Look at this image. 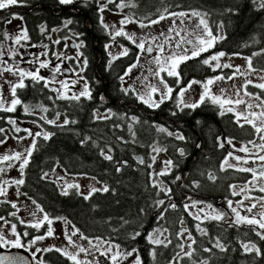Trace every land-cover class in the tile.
Wrapping results in <instances>:
<instances>
[{
	"label": "flooded vegetation",
	"instance_id": "1",
	"mask_svg": "<svg viewBox=\"0 0 264 264\" xmlns=\"http://www.w3.org/2000/svg\"><path fill=\"white\" fill-rule=\"evenodd\" d=\"M120 0H113L111 4L106 3L105 10L118 18V25L110 32L104 23L101 22V13L99 11L101 5H104L102 0H74L72 4L62 5L59 0H19V3L14 6H10L8 9L0 10V72L9 65H17L18 63L22 66L25 64L30 67L31 70L39 68V62L44 61L40 55H44L45 60L49 62V67L40 69V75L51 81L52 68L57 64L60 65L62 71L56 75V80L72 81L77 80L76 85L69 84L72 93H79L85 86L91 90L92 98H82L79 102L56 99V92L51 91V88H56L49 85V88H44L43 83H34L30 79H25L26 87L17 90V97L22 101L21 105L17 106V110L13 113L0 111V128L5 129L4 134H0V138L6 135L8 139H17L22 135H27L23 130L29 128L33 133L36 131H46L51 134L50 139L45 141L43 137H37L36 148L33 151L31 157H29L30 163L24 169L23 176L20 179L26 180L25 174L27 168L32 172L36 168L38 158L42 155H48V147L56 139H60L61 135L69 132L70 123L63 127L57 125H63V121L70 118L71 113L79 114L84 113V108H87L88 114L94 121L105 122L107 127L112 130L110 141L113 143V153L120 156L121 164L115 166L120 168V171L116 170L115 177L138 175L142 178L136 187L144 194L146 204L142 206L139 221L131 220V218L119 216L118 219L114 217H106L103 221H98L97 229L93 231L94 237L91 239H101L108 241L115 245H119L120 249L124 252L131 251L133 248L138 250L141 257V252L147 251L152 252L160 251L164 249L163 246H154L148 243L147 235L154 229H167L163 231L167 233L168 240L174 244L175 251L181 252L177 246L181 243V239L176 236L180 230L187 228L188 232L191 233L196 243L193 245V249L200 247V250L204 251L205 248L215 250L219 249L214 247V244L219 240L224 248L227 246L226 236H235L240 238L239 245L244 243H254L257 248L264 250V240L255 234L254 231L248 225H230L229 219H234L233 216L229 215L224 221H213L203 220L201 223L194 219V209L198 211V207L191 208L193 201H197L204 206L205 209L207 204H212L214 208L221 211L230 212L227 208V200L232 201H246V205L252 202H258L264 193L258 190V187H248V181L252 180V175L249 172H240L236 168H225L224 171L220 170L221 163L225 157L228 156L229 152H232L234 156H241L248 159V164H237V161L228 157L229 163L237 165V167H251L260 170V167L264 162L256 159L259 154H264L260 151L255 153H243L238 151L241 147H255L250 144L249 141H255L256 144L264 143L260 141L259 136L254 132L251 126L244 124L241 120L240 124H244L243 127L236 123V118L233 113L225 112L224 115H220L221 109L218 106L213 105L210 101L200 104L195 109L184 107L180 104L178 107L177 93L181 87H186L192 80L206 81L208 78L215 77L217 75L228 76L233 68L228 69H216L215 75L202 77L197 79V74L201 75L202 72H184V63L180 64L178 71L180 72V83L177 84L176 77H168L166 73H161L169 84L174 89L172 97L166 99L164 103L158 108H150L148 105L142 103L137 99L136 92H142L144 83L136 80L132 83H124L120 80L121 76H124L125 71L130 65L138 63L137 57L139 55H146L147 59L153 55H157L154 50L153 53L148 54L141 52L136 44L145 42L146 46L150 43L154 46L155 44L162 42L164 36H171L172 42L165 44V52L162 55H169L176 51L174 48L170 52L167 51L169 47L176 46L175 40L180 39L176 37L175 32L169 33L166 29H160L157 26H152L153 34L137 35L135 31H128L127 36L135 34V38L129 40L127 36H115L116 31L127 26L121 25L120 21L129 17L135 21V24H140V20L133 18L125 10L126 7H117L121 4ZM126 5V3H124ZM18 18H13V17ZM157 19V18H155ZM71 20L72 23L65 26V22ZM11 21V23H8ZM149 21L143 22L148 24ZM41 26L44 27L45 31L41 32ZM145 28V27H144ZM55 29V31H53ZM21 30H26L29 39L27 41L21 40L19 44L15 43L14 38L21 34ZM179 30V29H177ZM125 32V31H124ZM7 33V38L5 37ZM182 33V32H181ZM182 36V34H181ZM156 37V40L152 38ZM59 41V43H56ZM134 41V42H133ZM47 47H44V46ZM79 45V47H77ZM187 47V45H185ZM177 47V46H176ZM128 49V55L124 56L121 53L124 49ZM12 51H9V50ZM180 48H177V50ZM78 53L81 55L78 56ZM234 54V53H233ZM230 54V55H233ZM32 55H39L32 56ZM60 57L59 59L57 57ZM244 57H250L253 60L252 55H240ZM70 57L71 59H67ZM38 58V59H37ZM87 60V64L83 65V71H81L82 61ZM190 60V59H189ZM28 61H32L29 63ZM111 61V63H109ZM142 67V64H139ZM184 65V66H182ZM253 65V64H252ZM214 66V65H213ZM208 69L213 71L212 67L207 66ZM253 68L261 70L260 68ZM15 70L14 72H16ZM229 71V72H227ZM263 72L264 71H259ZM4 73V72H3ZM12 76L11 73H9ZM18 75V72H17ZM83 79H80V77ZM158 82V83H157ZM57 83V82H53ZM157 86L159 81H155ZM254 84L247 86V91L258 94L264 97V92L260 89L255 88ZM162 87V86H161ZM129 88L128 94H125L121 89ZM145 88V87H144ZM10 91V86H9ZM196 87L193 85L184 95L187 96L186 103L191 102L195 98ZM233 96H236L235 94ZM52 97L53 99H49ZM227 98L226 96H221ZM154 99H159L157 94L153 95ZM245 101H248L242 95ZM199 100V98H198ZM196 100V101H198ZM194 101V102H196ZM250 102V101H249ZM24 105H30L35 108L37 105H42L48 109L47 112H42L38 108L35 109L31 114L25 113L23 108ZM240 105L239 107H241ZM245 107V105H243ZM261 109H251V111L259 112ZM57 113H59V119H57ZM94 113H97L100 117H108L107 119H96ZM212 114L214 119L220 124L212 129L210 120L201 114ZM246 114V113H245ZM41 116L47 117V119L56 120V125H49L41 119ZM136 117L137 121L133 122L131 117ZM9 119L16 120L21 126V131L16 132L15 126L8 123ZM79 119V116H78ZM129 124H132V131H129ZM163 127L166 129L165 132H159L157 127ZM209 128L211 130H209ZM152 129V131H151ZM206 130L208 132H206ZM211 131V132H209ZM79 132V125L77 123L76 133ZM168 132L173 133L172 136L168 135ZM135 133V135H133ZM204 133L208 134L207 136ZM180 134L185 137L184 140H179L176 135ZM123 138L122 140L119 138ZM206 140L204 141V139ZM149 139L152 142L149 143ZM231 139L232 143L229 144L227 141ZM32 142V141H31ZM223 143L224 147L221 148L219 145ZM209 145V148H206ZM153 146L159 147L164 150L168 156L167 160L173 161V166L169 169L168 174L160 176L163 185L171 189L168 195L159 191V188L153 187L152 179L150 178V172L148 164L145 162L150 156V152ZM0 149V155H3ZM180 150H183L184 155H181ZM43 159L45 167L48 166L47 159ZM143 160L144 163H140ZM126 162V163H125ZM3 164H0L2 168ZM43 174L47 173L46 178L43 174L40 175V181L48 184L55 193L60 196L59 202L62 206V189H66L65 185H61L58 179L54 176L55 172H58L65 178L69 175L64 171V168L57 162L51 166ZM212 174L216 179L210 180L209 174ZM181 177L177 180L176 177ZM76 177V176H71ZM84 178H91L98 183L97 189H102L107 186L108 192L97 191L93 193L89 199L94 196L96 206L93 209L99 210L98 205L99 198L104 197L107 194L110 195H121L123 188H127L124 183H111V180H101L97 177L81 176ZM150 178V179H149ZM4 181L0 180V186L8 188V184H4ZM194 182L198 183L199 186H194ZM258 183H264L259 181ZM95 184V182H94ZM17 191L20 193L22 201L15 200L12 197L5 195L0 197V216L5 217L10 223L4 224L0 221V231L6 235L8 239H14L11 235V224L17 225V232L21 235V242L24 245L23 248H19L28 254L32 260V264H73L72 261L62 256L55 250L50 252H35L36 248H67L69 249V243L66 239L68 236L69 224L77 230L78 234L85 233L82 231L80 225L84 228L85 225L76 223L75 226L69 219L68 214L61 208L55 205L51 198L36 195V192L30 185L24 183L23 185H15ZM230 185H236L237 187H243L247 185L244 192L237 191L239 194L233 196L232 188ZM96 188V184H95ZM68 191V189H67ZM81 193V192H79ZM83 194V193H82ZM81 195V194H80ZM86 195V194H83ZM82 195V197H83ZM249 197L250 199H245ZM54 198V200L58 199ZM81 198V197H80ZM164 200L165 205L156 206V201ZM35 200L43 209L44 212H36L33 216L32 213L36 211V206L32 203ZM17 204V209L11 207V203ZM175 203L177 207L172 209L167 207L168 205ZM189 204V211L193 215H189V212L184 210V205ZM235 204V203H234ZM34 207V211L28 209L29 206ZM167 207V211L164 209ZM92 209V210H93ZM260 209H254V212H259ZM12 212L16 213V216L11 215ZM161 212H164V218L158 219ZM47 213L50 218L63 217V220L53 219V236L46 237L43 241L37 242L35 245L29 246V242L34 236L43 235L47 230V224H45L40 230L28 227V224L35 223L38 219H41ZM203 216L206 214L202 212ZM251 215V214H242ZM23 220L25 223L21 224ZM183 220V224L181 223ZM67 221V222H65ZM112 223V224H111ZM200 223V227L205 229L207 235L202 234L197 230L196 224ZM111 224V226H110ZM119 230L123 238L119 234ZM259 230V229H257ZM28 232V236H24L23 233ZM139 232L140 236L132 239V234ZM113 238H112V236ZM248 237H253L256 242L247 240ZM262 242L263 245L259 244ZM170 243V244H171ZM188 243V241H187ZM168 244V245H170ZM16 248H4L3 250H13ZM35 252L33 257L32 253ZM176 253V254H177ZM176 257V255L174 256ZM173 257V258H174ZM182 259L184 258L181 252ZM142 259V257H141ZM182 259H180V264Z\"/></svg>",
	"mask_w": 264,
	"mask_h": 264
},
{
	"label": "snow or ice",
	"instance_id": "2",
	"mask_svg": "<svg viewBox=\"0 0 264 264\" xmlns=\"http://www.w3.org/2000/svg\"><path fill=\"white\" fill-rule=\"evenodd\" d=\"M74 0H59V3L62 5H69L72 4ZM113 0H107V3L111 4ZM19 3V0H0V10L8 9L10 6L17 5ZM254 4L258 5L259 9H264V0H253ZM126 6H132L135 7V5H125L124 3L118 4L117 7H126ZM106 5H101L99 11L103 12L105 10ZM159 15L157 19H148V24H144L143 22H140V27H148L151 25L159 24L161 21L168 19V18H174L172 26L169 28V33L175 32L176 37H180V39L175 40V44L177 48H182L183 53L180 52H172L171 54L167 56H162V54L165 52V44H169L172 42V37L171 36H165L164 33H161V36H164V40L162 42L156 43L155 48L152 44H148L146 46L145 42H140L136 44V47L141 51V52H146L148 54L153 53L155 50L157 52V55L154 57L152 63H155L157 65L156 70L153 72V70L150 68L149 73L150 75L158 78L159 85L157 86L156 84L152 83H147L144 85V87L147 89L145 92H136L137 99L141 101L142 103L148 105L150 108H158L166 99H169L172 97L174 89L169 86V84L166 82L165 78L161 76V73H166L168 77H176V82L177 84L180 83V72L178 71L180 64L183 62L201 56L203 53L209 52L211 49L215 47V44L218 42V40L223 39V37L214 35L212 30L209 28V25L207 21L204 19L203 15L196 10H192L191 12H169L167 8H165L163 11H159ZM18 18V17H13ZM193 18H199L198 23L195 24V29L193 32H189L186 28L177 30L179 28V25L176 24V20H179L180 25H183L185 21H191ZM101 22L103 23V18L101 17ZM135 21L131 20L129 17H125L120 21L121 25H126L128 23H134ZM8 23H11V21H8ZM71 20H67L65 22V26L68 24H71ZM104 27H108V25H104ZM41 32H44L45 29L43 26H41L40 29ZM55 31V29H53ZM181 31L184 32V36H181ZM115 36H127V34L124 32L123 28L120 30L116 31ZM5 37L7 38V33H5ZM189 37H194V38H189ZM129 40L132 39L131 36H127ZM29 39L27 31L26 30H21V34L17 35L14 40L16 44H19L21 40L27 41ZM153 40H156V37L152 38ZM134 42V41H133ZM56 43H59V41H56ZM185 45H191V49L185 47ZM44 47H47L46 45ZM79 47V45H77ZM9 51H12L11 49ZM190 51V55H188ZM261 53H253V56L260 55ZM44 55H47V53H44ZM81 55L78 53V56ZM121 55H128V49L125 48L124 51L121 53ZM227 54L223 51L220 52H213L211 55H209L207 58L202 60V63L206 66L212 67L213 71L216 69H228L232 68L233 65L229 63H220L221 59L225 57ZM233 55H238V53H234ZM58 59L60 58L59 56L57 57ZM67 59H71L70 57H66ZM38 59V58H37ZM247 65H248V72L246 73L247 75H251L252 73H255L257 71H264V69L257 70L253 68L252 65V59L250 57L245 58ZM137 60H139V57H137ZM29 63H32V61H28ZM215 62L214 66L213 63ZM111 63V61L109 62ZM87 64V60L82 61L81 64V71H83V65ZM49 67V62L44 60L39 62V68L35 69V71H25L24 69H17L16 72L13 71V67H6L3 69V72H8L11 73L12 75H19V81L17 83H11L9 82L10 86V94H11V101L10 103H6L3 100H0V111L3 112H8V113H13L17 110V106L21 105L22 101L17 97V90L18 89H23L26 87L25 84V79H30L34 83H43L44 88H49L50 83L52 82H57L60 85V88H51L50 90L53 92H56V99H65V100H71V101H77L79 102L82 98L86 99H91L92 94L91 90L85 86L79 93H72L69 95L68 93L71 92V88L69 84L71 85H76L78 83L77 80H72V81H65V80H56V75L62 71L61 67L59 64H57L54 68H52V78L51 81H49L47 78L44 76L40 75V69H45ZM137 64L134 63L129 66V68L125 71L124 75L127 76L129 73H131L132 69L136 68ZM3 72H0V77L3 76ZM244 74L241 73V70L239 66H236L235 72L232 75L225 76V75H217L212 78H208L206 81H196L192 80L188 83L186 87H181L179 92L177 93V100H178V107L180 104H183L184 107L195 109L200 106V104H203L205 102L210 101L213 105L218 106L221 111L220 115H224L225 112L228 113H233L235 118H236V123L240 124V121L243 120L244 124H247L251 126V128L254 130V132L259 136L260 141L264 142V110H261L259 112L256 111H251L254 107H259L264 109V97L251 93L247 91V86L250 84H253V81L251 79H248L245 81V83L241 86V88L244 90L243 91V96L246 97H254L256 100L259 101V104L253 105L251 103H246V101L241 97L240 95V90L238 89L235 93L236 99L233 100L231 98H222L220 95H216L212 92L211 86L214 85L217 81H225V80H233L236 76V74ZM80 79H83L81 76ZM261 81H264V76L260 77ZM120 80H124V76L120 77ZM144 80H148V77H144ZM194 84H200L203 91L200 94L199 100L193 103H186L183 99L184 94L192 88ZM162 86V87H161ZM255 88L260 89L262 92H264V82L261 83H256L253 85ZM125 94H128L129 91H132V89L129 88H122L121 89ZM224 89H221V92H224ZM157 94L159 96V99H154L153 95ZM49 99H53L52 97H49ZM226 105H229L228 107H225ZM240 105H245V108L243 110H239L238 106ZM38 108L42 112H47L48 109L46 107H43L42 105H37L35 108L30 105H24V112L31 114L35 109ZM246 113V114H245ZM59 113H57V119H59ZM96 119H107L108 117H100L97 113L93 114ZM41 119L44 120L45 123L49 125H56V120L53 119H47V117L41 116ZM131 120L133 122H136L137 118L136 117H131ZM8 123L11 125L16 124V120L14 119H9ZM69 123H76V121H69L67 118L64 119L63 125H57L58 127H63L64 125H67ZM244 124H240L241 127L244 126ZM129 131H132V124H129ZM157 130L159 132H165L166 129L163 127L157 126ZM15 131L18 133L21 131L19 127L15 128ZM24 132L27 133L28 137L32 138L31 145L25 149V153H21L19 151L14 152L13 154H4L0 155V164H3L5 162H8V167H12V161H21L19 164V171L21 176L24 174V169L29 165L30 160L29 157L32 156L33 151L36 148L37 144V137H43L45 141L50 139L51 134L46 132V131H36L33 133L31 130L25 128L23 130ZM5 129L0 128V134H4ZM135 135V133H133ZM169 136H172L173 133L168 132ZM7 136L4 135L3 138H0V145H3L6 143ZM26 137H18L17 139L23 140ZM176 138L179 140H184L185 137L183 135L177 134ZM90 139V138H87ZM119 139H123L122 137ZM86 141H82L84 143ZM229 144L232 143V140L229 139L227 141ZM250 144H253L255 147L259 149L260 152L264 153V143L256 144L255 141H249ZM221 148L224 147V144L221 143L219 145ZM112 151L111 148H108L107 152H105L103 149L100 152V155L103 156L105 160L111 161L113 159L112 155L108 154ZM153 152L159 153L162 151L161 148L153 146L152 148ZM238 151L243 152V153H249V149L247 147H241L238 149ZM181 155H184L183 150H180ZM228 157H231L232 159L237 161V164H248L249 161L248 159L241 157V156H234L232 152L228 153V156L225 157L224 161L221 163L220 170L224 171L225 168H236L237 171L240 172H249L252 175V180L248 182L249 185H252V187L256 188L258 187V190L261 193H264V183H257L259 181H264V164L261 165L260 170L257 172L256 169L251 168V167H237V165L229 163ZM256 159H258L261 162H264V154H259L256 156ZM156 157L152 156V161L155 162ZM126 163V162H125ZM140 163H144L143 160H140ZM173 166V161L168 160L165 161V168L161 170L159 173H155L154 175L156 176H165L168 174L169 169ZM149 168L152 167L151 164L148 165ZM117 171H120V168L116 169ZM4 168H0V172H4ZM47 173L44 174V177H47ZM177 180L181 179V177H176ZM209 179L210 180H215L216 177L212 175L211 173L209 174ZM4 184H8L9 181H4ZM12 184H15L17 186L23 185L25 181L23 179H15L11 181ZM194 186L198 187L199 184L194 182ZM153 187L159 188L160 192H163L165 195H168L171 191V189L165 187L163 185V182H157L153 181ZM236 185H230V188H232V195L236 196L239 193L236 191ZM247 185L245 186V188ZM77 189V191L80 188V185L78 184H68L66 186V189H62L61 194L62 195H68L67 189ZM245 188H241L240 191L243 192L245 191ZM97 191H103V192H108L109 188L107 186L103 187L102 189H97L95 187L91 188L89 193L87 195H83V199L88 200L89 197L97 192ZM7 194V189L3 186H0V197L5 196ZM245 199H250L249 197H245ZM11 207L13 209H17V204L14 202H10ZM32 203L36 206V211L32 213L33 216L36 215V212H44V209L35 201L33 200ZM199 203L197 201H193L191 204V207H195L196 204ZM227 208L230 210V212L227 211H221L217 210L216 208L213 207L212 204H207L206 207L210 209V212L206 213L203 217H201L199 214L194 215V219L197 221H200L201 223L203 220H213V221H224L226 217L229 215L233 216L234 219H229L228 223L230 225H248L252 231L255 232V234L260 238V240H264V196H261L258 200V202H252L250 204H245L244 200L240 201H232V200H227ZM234 203L236 206H234ZM165 205L164 200H158L156 201V206H162ZM167 207H170L172 209H175L177 205L175 203H172L168 205ZM167 207H165L164 211H167ZM259 208V212H254V209ZM190 206L189 204L184 205V210L189 212V215H193L190 211ZM239 209H243L247 213L251 215H242L241 211ZM204 212V208L198 209V213ZM11 215L13 217L16 216L15 212H12ZM164 218V212H161L158 216V219H163ZM53 219L56 220H63V217H56V218H50L47 213H44L43 217L41 219H38L35 223H30L28 224V227H31L36 230H40L45 224H47V230L43 235H37L34 236L31 241L29 242V246L35 245L39 241H43L46 237H52L53 236ZM0 221H2L4 224L10 223L5 217L0 216ZM67 222V221H65ZM21 224L25 223L23 220L20 221ZM181 223L183 224V220H181ZM196 228L198 231H200L202 234L207 235V232L205 229L200 227V223L196 224ZM259 229V230H257ZM163 231H167V229H164ZM163 231L159 228L154 229L153 232L148 233L147 235V241L149 244L154 245V246H163L167 247L168 244L171 243V240H168L167 237L164 239H161V236L163 235ZM78 232L77 230L73 231V235ZM187 233V235H185ZM11 235L15 237L14 239H8L6 238V235L3 234L2 231H0V249L4 248H23L24 245L21 242V235L17 232V225L15 223L11 224ZM24 236H28V232L23 233ZM141 233L136 232L132 234L131 238L135 239L136 237L140 236ZM178 238L181 239V243L178 244L177 246L180 248L181 252L183 253V256L191 258L194 253L193 245L196 243L195 239L192 238L191 233L188 232L187 228H183L179 233H177ZM81 239H87L86 237L81 234L80 236ZM66 239L68 240L69 245L73 244V241L71 237L66 235ZM98 243L93 245L92 240H88L89 245H92L96 251L101 250V245L107 244V247L104 248L103 251H100V254L106 255L108 253H111L109 259L111 260L112 264H120V261L122 259H126L127 257H132L135 254V259L133 260V264H143L142 259L138 253V250L133 248L131 251L127 252H121L118 249L120 248L119 245H112L108 241H103L99 240L97 238ZM167 241V242H166ZM184 241H188L186 244V247L188 251H184L185 248V243ZM117 249V251H113V248ZM214 247L219 248L221 251H224V245L217 240L216 243L214 244ZM245 253H250V252H255L257 256H260L261 250L257 248L256 244L251 243H244L241 245ZM78 249L77 251L70 252L67 250V248L61 249V248H55L53 249L52 247L48 248H36L35 252H50L55 250L56 252L60 253L62 256L66 257L68 260L72 261L73 264H86L84 260L79 259V254L80 253H88V249L85 247L81 246H76ZM205 252H210L211 249L205 248ZM35 252L32 253L33 257L35 256ZM181 252H178L176 254V257L174 259L176 260V264H180V259L181 257ZM150 255L155 258V251L153 250L150 252ZM0 264H28L27 260L24 257L21 256H12V255H0ZM40 264H43V261L40 262ZM200 264H207V261H201Z\"/></svg>",
	"mask_w": 264,
	"mask_h": 264
},
{
	"label": "trees",
	"instance_id": "3",
	"mask_svg": "<svg viewBox=\"0 0 264 264\" xmlns=\"http://www.w3.org/2000/svg\"><path fill=\"white\" fill-rule=\"evenodd\" d=\"M120 1L126 5L134 4L135 7L126 6L125 10L133 18L143 22L148 21L146 17L158 18V10L163 11L165 8L169 12L196 10L203 15L214 34L222 31L223 39L218 40L213 49L199 57L187 60L184 63L185 66L182 65L186 73L201 71L202 74H197V79L216 74L215 71H211L202 63V60L213 52L223 51L228 54L252 55L253 66L264 69V9H259L253 0ZM253 53L261 54L253 56ZM200 116H205L211 121L212 129L220 124L212 114L204 115L202 113ZM70 118L72 121H76V123H70V127L73 126V129L70 128L69 132L52 142L47 149L48 155L38 158L32 174L29 168L26 169L25 174L28 173V175L25 177V183L34 189L36 195L51 198L58 208L67 212L70 221L75 226H77L76 223L85 225L83 228L79 224L87 237H94L93 231L97 229L98 221H103L108 216L114 217V219H118L119 216H128L131 220L138 222L142 206L146 204L144 194L136 187L142 178L137 174L115 177V166L121 164L122 161L120 156L115 155L113 150L108 153L113 157L111 161L105 160L100 155L102 149L105 152L108 148L112 149L113 143L110 141V137L113 131L107 127L105 122L94 121L91 114H88L87 108H84L82 114L71 113ZM77 123L79 125L78 133H76ZM209 130L211 129L209 128ZM206 132L208 131L206 130ZM204 135L208 134L204 133ZM82 141L86 142L82 143ZM151 142L152 139H149V143ZM206 148H209V145ZM42 158L47 159V167H45ZM56 162L64 168L69 176L97 177L101 180H111V183H124L127 188H123L120 196L107 194L99 198L100 209L97 211L93 209L96 206L94 196L85 200L76 189H68L69 194L62 195L61 206L60 198H58L60 196L48 184L40 181V175L51 169V166ZM54 198L58 199L54 200ZM119 234L123 238L120 230ZM227 238V246L224 251L215 249L205 252L200 250V247H196L193 256L191 258L184 256L181 264H200L201 261H207V264H264V250H261L260 256H257L255 252L245 253L239 245L240 238L228 237V234ZM247 240L256 242L253 237H248ZM259 244L263 245L262 242ZM148 251L141 252L143 264H167L177 253L173 243L160 251H155V258Z\"/></svg>",
	"mask_w": 264,
	"mask_h": 264
},
{
	"label": "rangeland",
	"instance_id": "4",
	"mask_svg": "<svg viewBox=\"0 0 264 264\" xmlns=\"http://www.w3.org/2000/svg\"><path fill=\"white\" fill-rule=\"evenodd\" d=\"M102 2L105 5L107 3V0H102ZM186 12H191V11H186ZM101 17L103 18L104 25H108L107 29L110 32H112L116 28V26L118 25V18H116V16L108 13L106 10H104L101 13ZM173 19L174 18L170 17L168 19L161 21L159 24L151 25V26H148L145 28L144 27L141 28L140 24L128 23V25L124 27V31L127 34H128V31L130 30V31H135L137 33V35H145V34H151L152 35L153 34L152 26H157L160 29L168 30V28L172 26ZM198 19L199 18H193L191 21H185V23L183 25H180L179 20H176V24L179 25V28H178L179 30L186 28L189 32H193L195 29V24L198 23ZM181 32H182L181 33L182 36H184V32L183 31H181ZM214 35H218L221 37L223 36L221 30L218 32V34H214ZM131 36L133 38H135V34H131ZM189 38H194V37H189ZM172 40H173V38H172ZM172 48H174L176 50L175 52L183 53V49L180 48L177 50V47L175 45L172 47H169L167 49V51L170 52ZM187 48L191 49V45H187ZM190 54L191 53L189 51L188 55H190ZM226 54L227 55L221 59L220 63H229V64L233 65V67H232L233 70H229L232 72L228 73V76L232 75L235 72L236 66H239L241 73H244V74H239V73L236 74V76L233 80L217 81L214 85L211 86V90L214 94L220 95V96L223 95V96H226L227 98H231V99L235 100L237 97L233 96V95L236 93V91L238 89L240 90V95L242 97L244 90L241 88V86L245 83L246 80L251 79L253 81V84L264 82V81H261V79H260L261 76H264L262 74L263 72L261 73V72L257 71L255 73H252L251 75L246 74L248 72V65H247L245 58H247V57L238 56V55H230L228 53H226ZM240 55H242V54H240ZM32 56H38L39 57V55H32ZM155 56L156 55H153L147 59L146 55H139V62L138 63L136 62L137 67L132 69L131 73H129L127 76L124 75L123 82L126 84L127 83L130 84L135 80L138 82L139 78L141 77V81L144 84H147L150 82L152 84L157 85L158 82L155 83V81H157L158 78L150 75V73H149L150 68L153 70V72L157 68V65L155 63H152ZM162 56H167V55H162ZM40 57L42 58V60H45L44 55H40ZM142 63H143L144 67L139 65ZM212 63H213V65L215 64V62H212ZM9 66L13 67V71H15L17 69H24L25 71H33L26 64L24 66H22L18 63L17 65H9ZM229 71H227V72H229ZM144 77H148V80L147 81L144 80ZM18 81H19V75L10 76V74L8 72H4L3 76L0 77V100H3L6 103V105H7V103H10V101L12 99L10 91H9V82L17 83ZM50 84L56 88H60L59 83H53L52 82ZM194 86L196 87V93H195V98L191 102L198 100L201 92L203 91L200 84H194ZM221 89H224L225 91L221 92ZM145 91H147V89L143 87L142 92H145ZM244 98L246 100H248V101H246V103H251L253 105L259 104V101L256 100L254 97L244 96ZM183 99L187 100V96L184 95ZM228 106L229 105H226L225 107H228ZM244 108L245 107L243 105L241 107L238 106L239 110H243ZM253 109H256V107H254ZM14 126H15V128L16 127L21 128L20 124L17 122ZM27 129H29V128H27ZM21 137H26V138L23 140L8 139V140H6L5 144L0 145V149H2L1 152L3 153V155L4 154H13L16 151H19L21 153H25V149L31 145L32 138L28 137L27 135H22ZM258 151H259V149L257 147H250V149H249V152H251V153H255ZM25 155H26V153H25ZM152 156L156 157L155 162L152 161ZM167 157L168 156L165 154L163 149L159 153L153 152L151 149L150 156L145 163L148 165L149 164L152 165V167L149 168V172H150V176H151L150 178L152 179V182L154 180L157 182L161 181L160 176H156L154 174L159 173L161 170H163L165 168V161H168ZM20 162L21 161H12L11 162L12 163L11 168L8 167V162L3 163L2 168H4L5 171L0 172V180H9L10 181V180H15V179H20V177H21V174L19 171ZM54 176L58 179V181H59V178L62 179V181H59L62 186L63 185L67 186L68 184L80 185V188L78 191L83 193V194H86V195L89 193L91 188L95 187V184H96V188L98 187L97 181H95L91 178H84V177H80V176H76V177L69 176V177L65 178L64 176L62 177V175L58 172H55ZM249 181H251V180H249ZM94 182H95V184H94ZM8 185L9 186L7 188V194L6 195L12 197L15 200L22 201V198L20 197V193L17 191V187L13 186L12 183H10ZM248 187H252V185H248ZM241 188H243V187H236V191H240ZM258 200L259 199H257V201ZM244 203L246 204V201H244ZM234 206H236V205L234 204ZM195 207H198L199 209L204 208V206L201 204H196ZM195 207H191V208L194 209ZM28 209H30L31 211H34V207L31 205L28 207ZM239 210L241 211V214H248L243 209H239ZM204 212L208 213V212H210V209L204 208ZM196 214H199L201 217H203L202 213H198V211L196 209H194V215H196ZM74 230L75 229L72 227V225L69 224L68 236L71 237V239L73 241V244L69 245L70 252L77 251L78 249L76 248V246L85 247L89 251H88V253H80L79 259L84 260L86 262V264H112L111 260L109 259L111 253H108V254L103 255V256L100 254V251H103L104 248L107 247V244L101 245V250L96 251L92 245H89L88 240H92L93 245H95L98 243L97 239H95V238L91 239L87 236H85L87 239H81L80 233L78 234L76 232L75 235L72 234ZM151 232H153V231H151ZM185 235H187V233H185ZM176 236H177V234H176ZM165 237L168 238L167 233L163 232L161 239H164ZM99 240H101V239H99ZM184 243H185L184 251H188V249L186 247L187 241H184ZM111 244L115 245L113 243H111ZM118 250L121 252H124V250H122L120 248ZM113 251H117V249H115V247H114ZM134 259H135V254L132 257H127L126 259H122L120 261V264H133ZM167 264H176V260L174 258H172Z\"/></svg>",
	"mask_w": 264,
	"mask_h": 264
},
{
	"label": "water",
	"instance_id": "5",
	"mask_svg": "<svg viewBox=\"0 0 264 264\" xmlns=\"http://www.w3.org/2000/svg\"><path fill=\"white\" fill-rule=\"evenodd\" d=\"M0 255L21 256V257H24L27 260L28 264H32V260L30 259L28 254H26L25 252H23L21 250H18V249H13V250L0 249Z\"/></svg>",
	"mask_w": 264,
	"mask_h": 264
}]
</instances>
